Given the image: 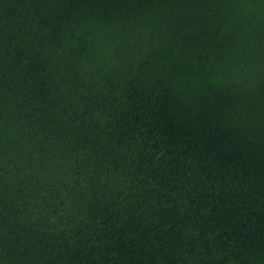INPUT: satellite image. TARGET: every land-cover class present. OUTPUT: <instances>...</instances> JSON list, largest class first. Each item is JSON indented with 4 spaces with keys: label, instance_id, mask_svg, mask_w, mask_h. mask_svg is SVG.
Here are the masks:
<instances>
[{
    "label": "trees",
    "instance_id": "obj_1",
    "mask_svg": "<svg viewBox=\"0 0 264 264\" xmlns=\"http://www.w3.org/2000/svg\"><path fill=\"white\" fill-rule=\"evenodd\" d=\"M0 264H264V0H0Z\"/></svg>",
    "mask_w": 264,
    "mask_h": 264
}]
</instances>
